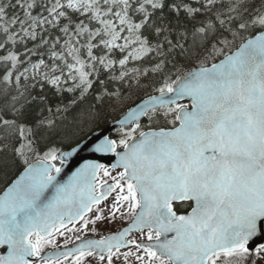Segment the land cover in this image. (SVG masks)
I'll use <instances>...</instances> for the list:
<instances>
[{"label": "snow or ice", "instance_id": "6c2138e0", "mask_svg": "<svg viewBox=\"0 0 264 264\" xmlns=\"http://www.w3.org/2000/svg\"><path fill=\"white\" fill-rule=\"evenodd\" d=\"M17 164L0 264H264V0H0V174Z\"/></svg>", "mask_w": 264, "mask_h": 264}, {"label": "trees", "instance_id": "16d2710c", "mask_svg": "<svg viewBox=\"0 0 264 264\" xmlns=\"http://www.w3.org/2000/svg\"><path fill=\"white\" fill-rule=\"evenodd\" d=\"M192 65H185L183 70H187V67H191ZM175 72V69H172ZM157 81L159 78H155ZM148 94H157L155 92V88H133L128 93H126V98L121 101H116L112 106L105 105L104 109L102 110L101 116V127L96 129V132L102 131L106 129L108 126L113 124L114 122L121 119L125 113L128 111L129 108L134 107L141 101L147 99ZM161 126L165 125L164 121L160 122ZM87 132V129H85ZM15 143H18L16 141ZM54 145L59 148L61 151L71 149V142L68 140H62L60 138H56L54 140ZM23 170V165L17 164L14 168L9 170L7 176L0 174V194L7 183L14 179L16 175L19 174Z\"/></svg>", "mask_w": 264, "mask_h": 264}, {"label": "water", "instance_id": "95a60500", "mask_svg": "<svg viewBox=\"0 0 264 264\" xmlns=\"http://www.w3.org/2000/svg\"><path fill=\"white\" fill-rule=\"evenodd\" d=\"M145 100H146V99H145ZM143 101H144V100H143ZM143 101H141V102L138 103V104L143 103ZM181 103H190V102H189L188 100H183V101H181ZM138 104H137V105H138ZM137 105H135L134 107H136ZM134 107H132V108H134ZM124 116H125V115H124ZM124 116H123L120 120H118L117 122H115V123L111 124L110 126H108L106 129H104V130H102V131H99V132H97V133L103 132V134H106V135H108V136L111 138V136H112L115 132L118 131V128L120 127V125H119L118 122L121 121V120H123V119H124ZM68 151H70V150H68ZM82 156H83L84 158H86V159H100V162H102V163H104V164H106V165H109V166H110L111 163H115V159H116L114 156H112V157H106V158H102V159H101V158H99V157H97V156H92V155L89 154V153H83ZM80 163H83V160L77 158L76 161L70 166V168H68V169L65 170V173L63 174L64 177L66 178L67 175H70L71 172L74 171L76 167H79V164H80Z\"/></svg>", "mask_w": 264, "mask_h": 264}, {"label": "rangeland", "instance_id": "374dc122", "mask_svg": "<svg viewBox=\"0 0 264 264\" xmlns=\"http://www.w3.org/2000/svg\"><path fill=\"white\" fill-rule=\"evenodd\" d=\"M129 221H131V220L130 219H124V220L118 219V220L113 221V222H99L97 225L98 235L99 236L109 235L112 232H115L116 230H119L120 228H122V226H124Z\"/></svg>", "mask_w": 264, "mask_h": 264}, {"label": "flooded vegetation", "instance_id": "af4514ba", "mask_svg": "<svg viewBox=\"0 0 264 264\" xmlns=\"http://www.w3.org/2000/svg\"><path fill=\"white\" fill-rule=\"evenodd\" d=\"M144 130H147L146 128L144 129ZM114 138H119V136H116V137H114ZM65 151V150H64ZM190 203V202H189ZM181 211L183 212V213H187L188 211H190V207H187V205L184 207V208H182L181 209ZM127 225V223L124 225V226H122V228H120L119 230H116L115 232H117V231H120L121 229H123L125 226ZM105 227V226H104ZM106 228V227H105ZM107 229V228H106ZM112 233H114V232H112ZM89 235H92L91 233H89ZM103 235V234H102ZM94 238H100V236L99 235H96V236H94ZM60 243L61 244H63V239L61 238L60 239ZM71 246V245H70ZM48 250H50V249H48Z\"/></svg>", "mask_w": 264, "mask_h": 264}]
</instances>
